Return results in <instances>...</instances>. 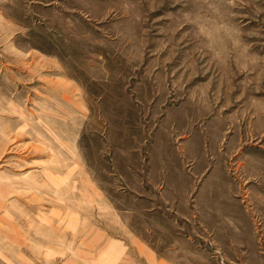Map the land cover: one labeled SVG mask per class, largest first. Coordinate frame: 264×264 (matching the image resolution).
Segmentation results:
<instances>
[{
  "label": "rangeland",
  "instance_id": "1",
  "mask_svg": "<svg viewBox=\"0 0 264 264\" xmlns=\"http://www.w3.org/2000/svg\"><path fill=\"white\" fill-rule=\"evenodd\" d=\"M0 264H264V0H0Z\"/></svg>",
  "mask_w": 264,
  "mask_h": 264
}]
</instances>
